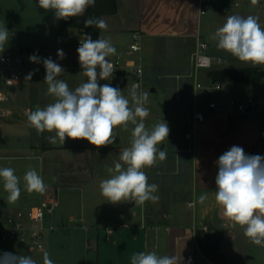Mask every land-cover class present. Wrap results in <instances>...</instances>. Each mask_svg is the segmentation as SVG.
Returning a JSON list of instances; mask_svg holds the SVG:
<instances>
[{
	"label": "crops",
	"instance_id": "0c3cea01",
	"mask_svg": "<svg viewBox=\"0 0 264 264\" xmlns=\"http://www.w3.org/2000/svg\"><path fill=\"white\" fill-rule=\"evenodd\" d=\"M203 2L204 0H117V12L102 16L108 23V29L101 30V38L110 40L116 49V54L107 59L121 56L125 59L126 66H130L142 56L146 64V82L138 91L149 93L145 104L150 112L147 120L154 122L153 125L164 120L170 129L168 138L157 147L165 152L170 145H174L179 152L181 147H188L183 155H178L174 148L176 158L166 155L164 161H158L157 163H168L173 167L170 171L159 168L155 174L162 178L169 177L172 181L173 177L180 174L178 161L188 162V167L184 170L186 180L172 181L168 183L167 189H158L155 195L159 199L155 203L148 201L143 205H136L134 202H122L106 207L105 211L96 210L92 213L93 218L89 219L93 236L87 237L86 246L87 252L95 256L94 258L92 255V264H131L130 258L134 253L149 251H155L158 255H175L178 264H218L209 260L196 243V228L206 225L225 231L220 251L227 259L226 264H264V247L254 245L244 235L243 228L224 216L222 206L215 200V178L218 173L215 162L220 155L235 145L242 147L245 154L264 156V113H251L238 120L239 114L210 109V101L221 102L223 98L218 95V99H211L205 104L202 99L211 92L205 87L196 86L198 80L206 84L210 82L209 69L208 72H203L204 81L200 80L201 70L196 78L193 75L192 59L188 63L187 55L174 50L167 53L159 51L161 40L197 43ZM46 17L49 24L43 32L52 38V42L36 48L26 46L30 49L28 54H23L24 59L26 61L33 54L42 59L52 54L56 62L68 71L60 79L74 90L82 84L84 77L77 53L78 44L84 38L76 28H66L60 32L58 19L54 17L53 11ZM134 32L143 34L142 49L139 52L130 49ZM60 49L65 53L64 59L57 56ZM183 66L188 70H184ZM24 85L22 83L9 89L13 97L11 96L8 105L12 107L13 114L5 119L0 139L13 135L19 127H24L27 134L31 132L26 112L33 109L26 97L27 90L24 93L26 98L22 97L20 88ZM133 85L132 73L122 70L111 86L119 88L131 101L129 92ZM0 89L8 88L0 84ZM179 98L183 104H180ZM260 99L262 98L258 100ZM187 107L191 109L190 119L177 118ZM195 110L205 113L203 120L193 118ZM230 124L234 125L233 128H230ZM133 128L134 125L131 128L129 124L127 129L117 127L114 129V143L99 148L84 144L81 140L75 144H67V138L64 144L42 147L39 154L42 162L40 176L46 185V191L35 192L39 201L36 205L51 195L58 200L57 194L62 189L68 190L67 193L75 190L86 193L92 191L96 184V187L99 186L101 180L111 175L107 169L120 162L119 154L122 150L130 147ZM5 146L0 145V151L7 150ZM30 146L38 150L36 145ZM32 154L36 155V151L33 150ZM202 194L207 199L200 202ZM0 207L9 211L5 206ZM81 213L78 216L83 220L85 212L82 210ZM50 218L53 219L52 215ZM108 228L113 230L110 235L107 233Z\"/></svg>",
	"mask_w": 264,
	"mask_h": 264
},
{
	"label": "clouds",
	"instance_id": "9594fccd",
	"mask_svg": "<svg viewBox=\"0 0 264 264\" xmlns=\"http://www.w3.org/2000/svg\"><path fill=\"white\" fill-rule=\"evenodd\" d=\"M38 7L45 11L52 10L56 19L81 16L96 0H37ZM257 4L258 0H251ZM86 28L95 26L107 30L108 23L104 18L85 20ZM11 33L5 26L0 27V50L8 43ZM217 47L252 66L264 65V27L255 16L243 17L230 15L223 26L211 36ZM79 64L87 82L74 90L67 82L59 79L63 67L49 58H40L33 54L29 57L32 63H43L47 94L54 101L47 106L26 112L28 124L37 133H55L48 137L51 144H64L66 138L87 140L97 148L114 143V129L128 124L134 125L131 133L130 147L122 150L119 161L107 169L109 178L101 180V195L109 203L134 202L143 205L148 201L157 202L155 195L158 185L148 182L144 169L154 167L158 161L166 159V152L157 147L168 138L170 129L163 120L147 128L144 121L150 112L145 104L148 92L138 91L133 85L129 95L131 101L117 87L100 80H110L114 72L113 64L107 59L116 54V49L108 39L93 40L90 35L80 42L77 48ZM59 59L65 58L62 49L57 51ZM29 72L25 80L31 81L35 74ZM130 103L132 106H130ZM218 173L215 178V200L222 206L224 216L239 225L244 235L257 246L264 247V156L248 155L240 146H232L219 156L215 162ZM0 180L8 193L9 203H15L21 194L20 178L11 167L0 168ZM25 190L29 193H43L46 185L43 178L34 168L23 176ZM206 195H200L203 202ZM131 264H178L175 255H158L155 251L134 253ZM0 264H37L31 256L0 253ZM43 264H54L49 253H43ZM181 264V262H180Z\"/></svg>",
	"mask_w": 264,
	"mask_h": 264
},
{
	"label": "rangeland",
	"instance_id": "374dc122",
	"mask_svg": "<svg viewBox=\"0 0 264 264\" xmlns=\"http://www.w3.org/2000/svg\"><path fill=\"white\" fill-rule=\"evenodd\" d=\"M202 9L204 10V13L202 14L199 22L200 38L208 42L209 53L213 57L221 58L222 60L220 63H215L214 69L230 68L233 70H241L248 66L254 67L250 63L241 62L238 58L232 56L230 53L218 49L217 42L212 40L211 36L219 27L223 26V24L226 22V18L230 15H240L243 17H247L249 15L255 16L258 18L260 25L264 27V0H258L257 4H252L251 0H204ZM51 11L52 10L45 11L44 9L39 8L37 0H0V27L5 26L11 33L8 43L3 46V50H10L13 53L17 50L23 55L29 53L30 48H27L26 46H32L36 48L47 44L46 42H52V38H50L48 34L46 35V32H43L45 28L47 29L49 24L46 15ZM195 45L196 43H192L190 41L161 40L159 51L161 53H167L171 50H174L175 52L180 51L179 53L187 55L188 63L189 61L191 63L192 53L194 50L193 48H196ZM29 57L27 58L24 67L28 68V73L33 70L37 71H35L31 81H26L25 75L23 84H25L27 87L24 85L22 88H20L23 92L22 97L23 99L28 97L27 100L31 108L32 106H35V109L37 107L43 108L49 103H52L54 101V97L47 94L48 86L44 82L46 72H44L43 75H40L38 72V67L41 65V63H32L29 61ZM49 57L54 62H56L52 54H49L48 57L45 58ZM143 64L145 68L146 64L144 60ZM183 68L186 71L188 70L185 66H183ZM255 68L264 70V65H258L255 66ZM200 70L202 73L199 78L200 80L204 81L205 76L203 72L205 70V72H208V70ZM121 71L122 70H114L112 77L109 78L112 81L110 82V80H108V84L112 85ZM67 72L68 71L64 70L63 74ZM4 74V70L0 69V84H3ZM60 77L58 78L60 79ZM85 82H87L86 76L83 77L82 83ZM145 82L146 79L144 83ZM203 83L206 85L205 82ZM69 88L72 89L70 86ZM26 90L27 95L25 97L24 93H26ZM209 91L211 94L206 95L202 99L205 104H207V102H209L211 99H218V95H220L223 99H227L230 96L244 100L248 99L249 97H252L256 100L258 98H262L263 102L258 103L257 106L259 112L264 113V76L259 85L247 80L226 81L222 90L217 91L213 88H210ZM178 101H181L180 104L184 103L182 102L181 98H179ZM21 104H16V106ZM130 106H132L131 103ZM190 110L191 109L187 107V109L185 108L183 112H181L180 116L177 115L176 117H181L182 119L185 117L188 119L189 117L190 119ZM144 123L146 127L149 128L154 122L150 123L146 118ZM176 124L179 125L180 123ZM129 125L132 128V124L129 123ZM54 134L55 133L49 132L39 134L33 128H31V132L27 134V131L24 129V127H19L13 133V135L4 136L2 139H0V145H6L5 147L8 148L7 150L0 151V168H13L15 170V174L20 178L21 188L19 199L15 203H8L6 201L8 193L3 188V181L0 180V205L5 206L7 209H9V211H11L16 208L32 207L39 202L38 197L35 196V192L29 193L25 190L23 176L30 168H34L40 175V166L42 163L41 159L39 158V154H41L40 149L44 145H50L52 147L56 144H59V141H57L56 144L49 143L48 137ZM78 141L80 140H72L67 138L66 142L67 144H75ZM81 142L90 146H94L91 145L87 140L81 139ZM31 144L36 145L38 150H35L33 147H31ZM173 146H168V151L166 152V154L172 158H176L175 150L178 155H183V153L188 150V147L184 146L180 148L181 152H179V150ZM33 150L36 151V155L32 154ZM177 166L178 169L180 168V174H177L175 178L173 177L172 181L184 182L186 180L184 170L188 167V162L180 160V162H177ZM172 167L173 166L168 163H157L154 167L146 168L145 172L148 176V182L150 184H157L159 186V190L161 187H165L167 189L168 183L172 182L170 178H162L155 173L159 168L170 171ZM152 174H154L153 177ZM96 185L92 187V191L86 193H84L83 190L81 192L75 190V193L73 191L67 193L68 190L64 189L59 191L57 194L59 205L52 213L53 219L51 220L50 216L47 219V224H52L54 230L46 231L44 237L45 248L43 250L31 251L22 244L14 241H8L0 242V253L14 251L15 253H19L23 256H31L37 262V264H43V253L48 252L50 259L53 260L54 264H92V260L95 258V256L94 254H89L86 250L87 237L93 236V230L91 229L92 227L90 225L91 223L89 218H93L92 213L94 211H105L106 207H113L115 205L109 203L107 199L101 195L100 188L99 186L96 187ZM73 198L75 200H73ZM82 210L85 212V217H83V220L80 219V216H78L79 214H82ZM56 215H58L57 218ZM70 215H73L74 217L71 218ZM102 229L103 231L105 230L104 227Z\"/></svg>",
	"mask_w": 264,
	"mask_h": 264
},
{
	"label": "built area",
	"instance_id": "2783aa9c",
	"mask_svg": "<svg viewBox=\"0 0 264 264\" xmlns=\"http://www.w3.org/2000/svg\"><path fill=\"white\" fill-rule=\"evenodd\" d=\"M204 13V10H202ZM82 42V41H80ZM143 34L134 32L130 49L133 52H139L142 49ZM80 43L78 44V46ZM192 65L194 68L193 75L198 78L200 69H213L215 63H220L221 58L213 57L209 53V44L198 36L196 48L192 53ZM113 64L114 70H127L132 73L133 84L138 88L144 85L145 68L142 56H139L130 66H126L125 59L117 56L109 59ZM24 56L18 51L11 52L10 50H0V69L4 70L3 84L8 89H0V134L5 119L13 114V109L8 105L11 100V92L9 89L23 83L25 75L28 74V68L25 65ZM38 72L43 75L45 68L43 63L38 67ZM112 80H110L111 82ZM108 80H100L101 85L107 83ZM225 82L214 81L210 78L208 84H203L199 80L196 83L197 87H205L208 90L213 88L217 91L223 89ZM259 99V98H258ZM256 100L252 97L248 99H240L230 96L227 99H222V103L212 100L208 106L215 111L227 110L231 113H256L258 103H262L263 99ZM205 113L201 110H195L193 118L201 121ZM58 206V200L54 195L45 198L39 205L30 208H16L11 211L4 210L0 207V242L14 241L26 246L31 251H39L45 248L44 237L47 230H54L52 224H47V219L55 211ZM113 232L108 228L107 233L110 235Z\"/></svg>",
	"mask_w": 264,
	"mask_h": 264
},
{
	"label": "trees",
	"instance_id": "16d2710c",
	"mask_svg": "<svg viewBox=\"0 0 264 264\" xmlns=\"http://www.w3.org/2000/svg\"><path fill=\"white\" fill-rule=\"evenodd\" d=\"M118 9L117 0H96L94 6L88 7L85 13L81 16L68 18L67 20L58 19L57 26L61 32L66 28H76L81 36L85 39V35H90L93 40L101 38V30L95 26L86 28L84 26L85 20L89 18H102L105 14L116 13ZM243 76L235 74L236 70L230 68L210 69L208 72L209 78L214 81H235V80H247L256 85H259L263 76L264 70L248 66L245 69ZM35 109V106H32ZM250 115L249 113H243L237 115L238 120L243 119ZM233 124H230V128H233ZM264 140V137L262 138ZM44 148H50L48 145H44ZM225 231L214 227L213 225H206L205 227H198L195 230V238L198 248L201 252L211 261L218 264H226L227 259L225 255L220 251V244L224 238Z\"/></svg>",
	"mask_w": 264,
	"mask_h": 264
},
{
	"label": "water",
	"instance_id": "95a60500",
	"mask_svg": "<svg viewBox=\"0 0 264 264\" xmlns=\"http://www.w3.org/2000/svg\"><path fill=\"white\" fill-rule=\"evenodd\" d=\"M25 60V59H24ZM235 74L238 75V76H243L245 74V70L244 69H241V70H236L235 71Z\"/></svg>",
	"mask_w": 264,
	"mask_h": 264
}]
</instances>
